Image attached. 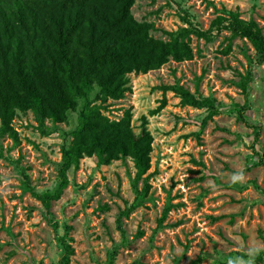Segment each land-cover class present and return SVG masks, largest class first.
Wrapping results in <instances>:
<instances>
[{"label": "rangeland", "instance_id": "rangeland-1", "mask_svg": "<svg viewBox=\"0 0 264 264\" xmlns=\"http://www.w3.org/2000/svg\"><path fill=\"white\" fill-rule=\"evenodd\" d=\"M226 9L255 19L264 34V0L131 6L161 39L190 23L208 29ZM190 45L191 58L130 72L124 95L102 103L109 119L129 111L134 132L151 135L150 167L139 179L129 156L106 164L84 156L46 209L39 196L58 184L78 111L46 118L41 130L31 110H16L10 129L0 130V264H264V59L224 28H212L208 40L192 34ZM164 85L210 99L215 111L183 103ZM136 189L142 202L121 214Z\"/></svg>", "mask_w": 264, "mask_h": 264}, {"label": "trees", "instance_id": "trees-1", "mask_svg": "<svg viewBox=\"0 0 264 264\" xmlns=\"http://www.w3.org/2000/svg\"><path fill=\"white\" fill-rule=\"evenodd\" d=\"M133 3L134 0H0L1 132L10 129L16 110H31L41 130L46 118L60 122L69 110L78 111L73 137L62 148L58 184L53 192L39 196L46 209L67 185V169L77 167L84 156L96 155L98 163L104 164L129 156L136 179L149 169L152 139L148 130L143 127L134 132L129 111L119 119H109L100 111L108 98L124 95L130 72L158 68L170 58H191V35L208 40L212 28L228 29L230 37L246 38L259 60L264 59V34L258 22L241 18L237 11L224 10L227 15L218 14L205 30L191 23L189 27L163 30L168 37L161 39L150 34L152 23L134 18ZM239 85L245 89L244 82ZM162 88L174 90L183 103L215 111L210 99L195 97L181 85ZM94 92L99 103L92 100ZM141 202L136 189L133 202L121 214ZM171 206L170 201L165 204L160 221ZM63 245L69 249V245Z\"/></svg>", "mask_w": 264, "mask_h": 264}, {"label": "clouds", "instance_id": "clouds-1", "mask_svg": "<svg viewBox=\"0 0 264 264\" xmlns=\"http://www.w3.org/2000/svg\"><path fill=\"white\" fill-rule=\"evenodd\" d=\"M248 251L250 252V254L254 257L256 254L259 253V251H261L260 249H248ZM231 264V262H230Z\"/></svg>", "mask_w": 264, "mask_h": 264}]
</instances>
